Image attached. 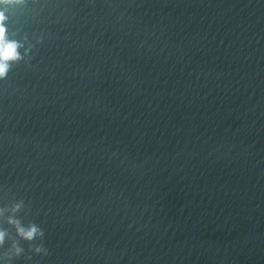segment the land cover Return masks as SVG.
<instances>
[{
  "label": "water",
  "instance_id": "1",
  "mask_svg": "<svg viewBox=\"0 0 264 264\" xmlns=\"http://www.w3.org/2000/svg\"><path fill=\"white\" fill-rule=\"evenodd\" d=\"M0 15V264H264V0Z\"/></svg>",
  "mask_w": 264,
  "mask_h": 264
},
{
  "label": "clouds",
  "instance_id": "2",
  "mask_svg": "<svg viewBox=\"0 0 264 264\" xmlns=\"http://www.w3.org/2000/svg\"><path fill=\"white\" fill-rule=\"evenodd\" d=\"M0 15V19H2ZM17 42H5L4 40V27L0 24V53H2V59H0V75L4 74L7 71L8 64L5 62L10 57H16L19 55L16 52ZM27 235L30 237L32 232H28ZM3 233H0V239H2Z\"/></svg>",
  "mask_w": 264,
  "mask_h": 264
}]
</instances>
